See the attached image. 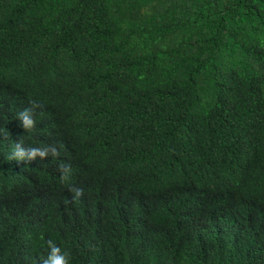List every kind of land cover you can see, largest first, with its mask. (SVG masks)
Masks as SVG:
<instances>
[{"label":"trees","instance_id":"1","mask_svg":"<svg viewBox=\"0 0 264 264\" xmlns=\"http://www.w3.org/2000/svg\"><path fill=\"white\" fill-rule=\"evenodd\" d=\"M49 240L68 264H264V0H0V264Z\"/></svg>","mask_w":264,"mask_h":264},{"label":"clouds","instance_id":"2","mask_svg":"<svg viewBox=\"0 0 264 264\" xmlns=\"http://www.w3.org/2000/svg\"><path fill=\"white\" fill-rule=\"evenodd\" d=\"M38 107L37 104L32 105V109ZM32 111L29 109H24L18 114L21 125L24 129H31L34 127V120L32 119ZM49 154L56 156L58 155L55 146H49L46 148L32 147L24 148L21 143H17L13 151V159L19 161L32 162L35 161L37 157L46 158ZM61 181H67L69 178V169L67 167L61 166ZM75 192V196L79 197L82 195V190L72 189ZM48 245V255L43 259L42 264H68L69 254L67 252H62L61 248L57 246L53 241H47Z\"/></svg>","mask_w":264,"mask_h":264}]
</instances>
